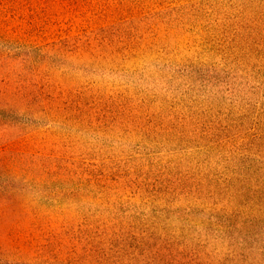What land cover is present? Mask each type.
I'll return each mask as SVG.
<instances>
[{"label":"rangeland","instance_id":"rangeland-1","mask_svg":"<svg viewBox=\"0 0 264 264\" xmlns=\"http://www.w3.org/2000/svg\"><path fill=\"white\" fill-rule=\"evenodd\" d=\"M0 19V51L104 46L54 58L89 109L53 141L109 175L38 232L0 211V264H264V0H0Z\"/></svg>","mask_w":264,"mask_h":264},{"label":"trees","instance_id":"trees-1","mask_svg":"<svg viewBox=\"0 0 264 264\" xmlns=\"http://www.w3.org/2000/svg\"><path fill=\"white\" fill-rule=\"evenodd\" d=\"M8 42L0 35V44ZM94 43L88 38L0 51V211L13 225L35 224L38 232L65 199L100 191L102 179L109 176L83 165L75 168L53 141L57 134L65 139L67 127L87 117L89 109L80 92L73 93L74 79L58 71L53 60L103 54L104 46ZM65 61L63 68L70 66ZM46 124L55 132L43 128Z\"/></svg>","mask_w":264,"mask_h":264}]
</instances>
